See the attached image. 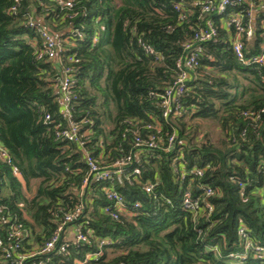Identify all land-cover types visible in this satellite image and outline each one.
<instances>
[{
    "label": "trees",
    "instance_id": "obj_1",
    "mask_svg": "<svg viewBox=\"0 0 264 264\" xmlns=\"http://www.w3.org/2000/svg\"><path fill=\"white\" fill-rule=\"evenodd\" d=\"M18 1L12 14L13 0H0V146L10 161L0 159V239L12 256L40 251L63 218L80 207V214L65 224L60 243L76 226L86 242L63 253L58 244L30 260L264 264V258L244 252L238 234L243 226L252 242L264 246V64H240L229 46L232 31L224 25L229 12L244 15L247 3L217 16L200 14L198 0H183L180 12L173 10L180 0H71V9L54 0ZM208 20L217 35L201 44L199 65L180 99V114L163 119L155 95L174 82L176 62L187 57L185 45ZM253 24L246 58L260 53L264 13H257ZM38 27L64 39L63 58L74 54L79 60L70 112L83 149L100 165L129 154L141 157L135 181L132 176L114 182L128 205L140 204L130 216L115 220L104 212L109 207L104 184L89 183L82 189L88 175L82 153L76 144L56 137L68 122L57 103L58 70L52 61L36 57ZM73 30L82 37L72 35ZM140 42L157 58L144 54ZM201 123L219 132L215 142ZM153 126L164 142L166 134L175 132L176 147L134 148L137 134L146 138L157 133ZM195 168L201 176L189 174ZM147 184L153 185L151 193L144 190ZM202 186L212 194L203 197ZM186 189L200 201L196 215L182 209ZM204 204L212 208L208 218ZM15 226L27 237L12 251L16 240L8 236ZM104 240L109 244L101 245ZM95 253L101 255L97 262L89 259ZM0 264H9L1 249Z\"/></svg>",
    "mask_w": 264,
    "mask_h": 264
},
{
    "label": "built area",
    "instance_id": "obj_2",
    "mask_svg": "<svg viewBox=\"0 0 264 264\" xmlns=\"http://www.w3.org/2000/svg\"><path fill=\"white\" fill-rule=\"evenodd\" d=\"M61 6L62 9H71L72 1H62L54 0ZM14 6L10 9V13L14 14L16 7L18 6V0H13ZM200 14L205 15H217L221 16L227 12L228 9L232 7L242 6V3H247V8L243 9L244 15L240 13H231L227 15L224 20V25L226 29L232 31L231 38L229 39L230 50L233 53L235 59L242 65H263L264 64V39L260 47V53L253 55L249 58L245 56V43L250 41L253 36V22L252 17L254 13H264V1L261 0H198ZM184 5L183 0H180L178 4L173 6V10L180 12L181 6ZM70 16L69 18H72ZM182 19L186 18V15L180 14ZM245 17H250L248 21H245ZM29 25L34 27V22L29 20ZM262 29L264 30V24H261ZM36 34L40 40L39 46L36 48V57L37 59H45L47 61H52L55 65V68L58 70L59 75L55 77L54 84L57 86L58 98L57 103L60 107V116L68 122L67 129L57 132L56 137L64 139L70 143H74L80 149L83 161L88 169V175L82 181V189H85L89 183L93 184H104L103 190L106 195V199L109 202V207L104 209V212L109 215L112 219L117 220L120 215H132L131 210L138 209L140 204L138 202L128 205L124 197L118 193L114 188V182L121 184L122 179L125 178L129 180L130 177L134 181L136 177L140 175V156L135 155L134 157L129 154L121 159L111 161L100 165L90 153H87L83 149V141L81 139L78 127L73 123L72 115L70 112L71 101L74 99V87L76 84L75 78V67L74 65L78 63L76 55L71 54L66 58H63L64 53V39L51 34L44 28L38 27L36 29ZM72 35H76L78 39L82 36L78 33V30L71 31ZM216 27L214 23L210 20L206 21L204 25L199 26L191 42H188L185 45L187 50V57L184 60H178L176 62L177 76L174 82L166 87L161 93L155 95L160 101L162 106V118L168 119L170 115L180 114L181 103L180 99L185 93V84L190 78V74L198 67V55L201 52V44L213 41L216 37ZM95 40V39H94ZM140 49L147 56H154L157 58L156 53L153 49L145 44L144 42L139 43ZM49 120V116H45V121ZM148 129L152 128L151 125L147 127ZM156 130V134L151 133L146 138H141L140 135H136L133 141L134 148L146 147L148 149H172L176 147L177 135L175 132L171 134H166L164 142L163 138L160 137V129L156 126H153ZM0 159L6 162H10L7 156V153L0 146ZM177 159L173 161L175 164ZM135 164V166L133 165ZM186 173L181 175V179L184 178ZM189 174L193 176H201V170L192 169L189 171ZM13 175L21 180L20 174L17 171H13ZM131 181V180H130ZM131 183V182H129ZM153 189L152 184H147L144 186L146 193H151ZM203 197H208L212 194V191L207 186L201 187ZM182 209L186 213L196 215L200 209L199 199L192 198L189 189L183 191L182 200H181ZM206 211L204 212V217L208 218L211 211V206L209 204H204ZM81 212V208L78 207L70 215H66L63 220L64 222L57 227L55 232L49 238V240L44 244L40 251L30 253V254H17L15 257L12 256L7 247L3 244L0 239V249L4 254L5 261L9 264H23L25 261L29 260L28 264H44L43 262H37L30 260L36 255H42L48 251L53 250L56 245L58 246V252L63 253L67 247L70 245H79L86 242V236L82 233L81 226H76L73 229V236L71 239L68 238L65 232V240L60 243L62 235H64L65 224L72 221V219L78 216ZM238 234L241 240H243V250L247 253H252L256 258H264V246L255 244L251 239L248 238L246 231L243 226H240L238 229ZM27 235L23 234L19 226L11 228V233L8 236V240H16L13 250L19 249V247L26 240ZM109 242L104 240L101 242V245H108ZM101 255L95 253L94 255L87 259H92L94 262H97ZM241 260L245 258V255L239 257ZM86 259V260H87ZM76 264H84V262H77Z\"/></svg>",
    "mask_w": 264,
    "mask_h": 264
},
{
    "label": "rangeland",
    "instance_id": "obj_3",
    "mask_svg": "<svg viewBox=\"0 0 264 264\" xmlns=\"http://www.w3.org/2000/svg\"><path fill=\"white\" fill-rule=\"evenodd\" d=\"M203 126H201L203 129L205 127V125L207 124H203L201 123ZM206 129H208L209 133H210V140L211 142H215L217 138H219V132L215 129V127L211 124H207ZM109 256H114V253H112V251L109 250L108 252Z\"/></svg>",
    "mask_w": 264,
    "mask_h": 264
},
{
    "label": "crops",
    "instance_id": "obj_4",
    "mask_svg": "<svg viewBox=\"0 0 264 264\" xmlns=\"http://www.w3.org/2000/svg\"><path fill=\"white\" fill-rule=\"evenodd\" d=\"M255 16H256V13H254V14H253V17H252V22H253V23H254V20H255ZM20 181H21V180H20ZM4 193L7 194L8 191L5 190ZM66 234H67L68 238L71 239L72 236H73V229H72V228H69V229L66 231Z\"/></svg>",
    "mask_w": 264,
    "mask_h": 264
}]
</instances>
